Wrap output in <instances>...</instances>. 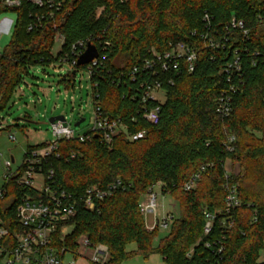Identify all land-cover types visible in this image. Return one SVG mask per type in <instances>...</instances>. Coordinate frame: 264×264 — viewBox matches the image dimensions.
<instances>
[{"label":"trees","instance_id":"16d2710c","mask_svg":"<svg viewBox=\"0 0 264 264\" xmlns=\"http://www.w3.org/2000/svg\"><path fill=\"white\" fill-rule=\"evenodd\" d=\"M38 12L29 4L0 8V14L17 16L11 40L0 55V111L29 67L49 66L58 59L63 51L52 55L56 34L65 40L63 50L93 36L109 43L104 52L98 48L102 63L90 80L101 111L119 118L130 133L145 132L139 141L130 142L122 135L110 146L96 137L85 143H59L60 159H51L50 165L61 190L78 198L93 185L105 188L120 181L121 186L98 202L95 211L78 204L75 216L66 223L72 231L63 237L58 231L55 245L75 250L84 236L108 248L104 264H121L136 255L147 259L152 254L160 255L165 264H201L211 258L204 243L219 238L226 218L225 214L217 218L213 232L203 238V211L224 210L227 187L235 186L242 205L230 214L231 228L216 264H261L257 260L264 251V28L256 19L264 14V0H66L40 30L28 32L29 14ZM204 14L210 18V37L226 35L231 15L244 22L248 36L234 31L221 49L206 48L199 40L206 31ZM179 42L193 44L195 69L191 74L181 70L160 77L166 99L160 105L159 125L150 126L138 103L139 85L147 75L131 81L128 72L149 59L151 49L162 53ZM235 52L241 77L231 81V113L223 117L216 113L215 100L230 84L220 71ZM71 78L72 73L65 77L68 84ZM230 135L235 137L232 152L224 145ZM43 146H28L26 153ZM70 152L77 157L66 161ZM227 159L240 167L229 178L225 177ZM201 168L195 187L185 191L183 186ZM18 178L16 174L4 182L5 196L0 200V218L11 234L22 231L14 217L24 196ZM157 183L161 195H171L182 214L174 218L169 235L152 248L157 229L146 231L139 205ZM197 237L202 241L195 246ZM131 243L136 250L126 253ZM191 247L193 253L186 258Z\"/></svg>","mask_w":264,"mask_h":264},{"label":"built area","instance_id":"2783aa9c","mask_svg":"<svg viewBox=\"0 0 264 264\" xmlns=\"http://www.w3.org/2000/svg\"><path fill=\"white\" fill-rule=\"evenodd\" d=\"M66 0H0V8L17 9L23 4H29L38 8V13L29 14L30 22L27 31H38L42 28L46 21H50L56 12L60 11ZM257 25L264 28V14L257 16ZM205 23V32L199 36L200 42L206 48L219 50L227 41L228 36L237 31L243 37L248 36V30L243 21L236 19L234 15L230 16L228 25L225 27L226 35L219 37L214 33V37H210L211 31L210 18L207 14L203 16ZM192 37L195 32L191 33ZM64 38L60 34L54 37V43L58 44L59 52L63 51L58 59L49 64L53 66L58 63L60 66H66L69 69L68 77L73 71L84 69L91 80L95 69L101 64L99 59L100 48L103 52L109 47L108 42L101 43L99 38L89 36L85 39H79L66 50H63ZM88 45L96 48L98 56L92 62L84 67H78V59L86 51ZM58 52V53H59ZM151 57L146 59L140 66H133L128 72V77L134 81L138 75L141 77L147 75L139 85L141 91L139 95V108L141 110L142 119L150 126H158L160 123V105L162 102L157 95L163 90V81L160 79L162 75L178 74L184 70L187 74H191L196 66L197 53L190 43L179 42L171 45L168 50L157 53L151 49ZM104 57V56H103ZM71 72V73H70ZM241 67L238 53L235 52L231 61L227 62L221 69L220 74L224 75L229 85L228 91H221L215 100V110L220 116L227 117L231 113V97L230 91H233L231 81L234 78L241 77ZM68 79V78H67ZM168 84H172L171 79H167ZM92 103L94 112V122L91 130L84 135H76L74 129L66 125L64 121L57 120L50 124V131L53 140L45 143L43 147L32 149L25 153L21 165L14 173L11 172L12 162L5 163L7 173L4 176V182L18 174L17 185L24 191V196L17 205L14 217L21 228L20 233L11 234L5 227L3 220L0 218V264H75L79 259L85 264H104L108 259V248L102 244H93L86 237L82 236L77 240L76 249L66 247H57L55 245L54 236L60 231L61 236L67 229L68 223L76 214L78 204L82 205L85 210L92 212L96 210L98 202L110 196L113 191L121 186L120 181L107 185L105 188L99 185H93L84 190L78 197L73 198L71 195L61 190L56 183V172L50 165V160L60 159L57 153L59 143L61 141H77L85 143L91 141L92 137L98 138L101 144L110 146L113 140L124 135L130 142H135L145 137V132L130 133L127 126L119 118H112L104 115L99 106L98 95L94 92L92 85ZM134 121V119H132ZM10 139H13L9 135ZM235 137L230 135L225 142V148L228 152L234 150ZM77 155L70 152L66 161L76 159ZM227 159L224 163H228ZM193 175L183 186L185 191L193 189L200 178V172ZM226 171V178H229L231 171ZM161 188V184L157 183L148 190L144 196V200L140 203V212L143 217L152 216L151 224H146L148 232H152L159 227L167 229L174 220L172 214H166L159 217L157 212V194L153 192L155 187ZM161 194V193H160ZM5 196V190L0 187V200ZM241 201L235 186L227 187V196L225 199L224 210L210 213L203 211V238L213 232L214 223L222 214L226 215L222 222V233L219 238L211 242L204 243V249L210 250L211 258L206 259L201 264H216L222 259L221 255L224 251L225 233L231 228L230 214L241 207ZM254 220H256L254 218ZM200 240L199 242H201ZM199 242L195 245L198 246ZM192 247L186 254V258H190L193 253ZM263 252V251H262ZM261 252V253H262ZM260 257V256H259ZM260 263L264 264V260Z\"/></svg>","mask_w":264,"mask_h":264},{"label":"rangeland","instance_id":"374dc122","mask_svg":"<svg viewBox=\"0 0 264 264\" xmlns=\"http://www.w3.org/2000/svg\"><path fill=\"white\" fill-rule=\"evenodd\" d=\"M100 11L101 9H98L96 14L98 15ZM4 18L14 20V15L11 13L0 15V20ZM12 31V27H10L9 33L0 36V55L9 44ZM58 52L59 46L54 44L53 57H56ZM68 72L69 69L66 66H60L58 63L53 66L34 65L29 67L27 73L22 76L19 85L12 92L5 108L0 111V187L3 186L4 176L7 173L5 163L11 161V157L14 163L10 173H14L21 165L28 146L45 144L53 140L49 119L63 117L66 119V125L74 129L76 135H84L93 127V95L89 77L84 69H80L72 76L71 83L68 84L67 79L65 80ZM157 97L162 103L166 99L163 92H159ZM80 119L84 121L78 127H74V124ZM9 135L13 139H10ZM256 135L258 134L256 133ZM225 168L235 174L240 172V167L232 165L231 160L226 163ZM153 192L157 194L159 217L166 214H172L174 218L181 216V210L171 195H161L160 188L157 186ZM151 222L152 216L144 217L145 227ZM71 231L72 227L68 226L63 234H68ZM169 233L170 227L167 229L159 227L152 239V248H155ZM201 238L197 237L194 240V245ZM135 250L136 245L134 243L125 247L126 253ZM259 255L258 263L264 260V251ZM75 264L85 263L78 259ZM121 264L165 263L160 255L152 254L147 259L141 255H136L124 260Z\"/></svg>","mask_w":264,"mask_h":264},{"label":"water","instance_id":"95a60500","mask_svg":"<svg viewBox=\"0 0 264 264\" xmlns=\"http://www.w3.org/2000/svg\"><path fill=\"white\" fill-rule=\"evenodd\" d=\"M97 56H98V53H97L96 48L92 45H88L86 51L78 59V63H77L78 67L86 66L87 64L92 62L94 59H96ZM75 74H76V71H73L72 76H74ZM57 120L64 121V118L63 117H54V118L49 119V123L51 124ZM83 121H84L83 119H80L78 122H76L74 124V127H78ZM11 162L14 163V160L12 157H11Z\"/></svg>","mask_w":264,"mask_h":264},{"label":"crops","instance_id":"0c3cea01","mask_svg":"<svg viewBox=\"0 0 264 264\" xmlns=\"http://www.w3.org/2000/svg\"><path fill=\"white\" fill-rule=\"evenodd\" d=\"M3 14H7V13H3ZM11 14L14 15V20H10V19H7V18H4V19L0 20V36L2 34L9 33L10 32V27H12V30H13V27H14V24L16 22L17 16L14 13H11ZM0 15H2V14H0Z\"/></svg>","mask_w":264,"mask_h":264}]
</instances>
